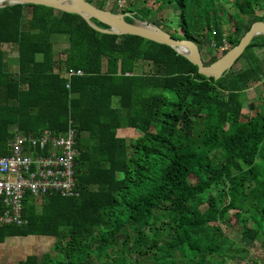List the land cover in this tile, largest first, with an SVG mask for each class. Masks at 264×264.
<instances>
[{"label":"trees","instance_id":"trees-1","mask_svg":"<svg viewBox=\"0 0 264 264\" xmlns=\"http://www.w3.org/2000/svg\"><path fill=\"white\" fill-rule=\"evenodd\" d=\"M220 1L127 0L109 11L129 14L128 23L151 22L152 6L161 12L172 5L178 31L170 35L191 40L201 53L239 42L224 33L228 17L264 21V0H233L231 15L217 12ZM52 35L68 38L63 58L55 59ZM5 45L16 48L15 75L4 69ZM254 48L264 49V36L243 54ZM209 55L205 65L219 58ZM139 61L151 73H134ZM255 77L264 90L253 59L214 80L166 45L99 33L76 14L39 5L1 8L0 155L12 131L58 134L72 126L79 194L32 200L27 224L0 227V244L55 239L53 254L18 264H213L216 257L224 264L234 243L220 223L234 212L243 240L264 246V102L248 115L242 97ZM122 128L141 134L127 141L118 136Z\"/></svg>","mask_w":264,"mask_h":264},{"label":"rangeland","instance_id":"rangeland-1","mask_svg":"<svg viewBox=\"0 0 264 264\" xmlns=\"http://www.w3.org/2000/svg\"><path fill=\"white\" fill-rule=\"evenodd\" d=\"M98 2L103 6L104 9L109 10L111 8H124L127 5V0H93ZM233 0H221L219 3H216V10L218 13L226 12L227 15L234 13L232 9L231 2ZM116 5V6H115ZM150 17L152 18L151 22H147L158 28H163V31L168 34L176 33L178 31L177 24V12L174 6L167 5L163 8L161 12H156L152 6ZM257 13H260L257 11ZM230 22V23H229ZM225 23V22H224ZM228 23L224 24L223 29L225 34H230L231 36L241 37L246 28L252 23V19L243 16L240 21H233L228 17ZM232 26V24H234ZM163 24H166L164 26ZM163 25L164 27L160 26ZM237 26L238 28H235ZM67 36L64 35H52V42H54V55L55 59L63 58V50L67 46ZM6 51V63L4 69L10 74L15 75L17 71L16 65V48L14 46H4ZM208 49V52H207ZM203 48L201 50V55L203 60H208L210 53L220 57L221 50H211L210 47ZM211 51V52H210ZM210 52V53H209ZM255 61L256 66H259V70L264 79V49H252L250 52L246 51L241 58L234 64L232 71H237L242 66H247V64L252 61ZM136 74H149L151 73V65L139 61L137 62L136 69L134 70ZM246 102V108L244 113L248 115H253L258 106L264 102V90L262 85V80L258 77L250 80L244 87L243 96ZM116 106V103L114 104ZM13 132V131H12ZM119 134L124 137L127 141H130L141 133L138 131H133L128 128H122L119 131ZM11 140V139H10ZM32 200L29 202L31 203ZM35 202V201H33ZM32 202V203H33ZM37 206L40 205L38 202ZM39 209V208H37ZM220 228L224 235L234 243V246L230 248V251L227 252L224 256V264H264V246L260 241H250L243 240L241 233V226L235 222V213L230 214V221H223L220 223ZM55 245L54 238H45L38 236H29L26 238H8L4 243L0 244V264H18L21 261H24L27 256H39L46 253L53 254V247ZM221 258L216 257L213 264H219ZM95 263V262H94Z\"/></svg>","mask_w":264,"mask_h":264},{"label":"built area","instance_id":"built-area-1","mask_svg":"<svg viewBox=\"0 0 264 264\" xmlns=\"http://www.w3.org/2000/svg\"><path fill=\"white\" fill-rule=\"evenodd\" d=\"M228 47L225 43L221 52ZM77 156V132L72 126L58 134L13 131L7 153L0 155V227L25 226L24 210L31 200L54 195L77 197Z\"/></svg>","mask_w":264,"mask_h":264},{"label":"water","instance_id":"water-1","mask_svg":"<svg viewBox=\"0 0 264 264\" xmlns=\"http://www.w3.org/2000/svg\"><path fill=\"white\" fill-rule=\"evenodd\" d=\"M16 4L39 5L59 12L76 14L89 27L102 34L138 36L157 44L166 45L196 66L199 75L205 78H213L214 80H218L224 73L232 69L238 58L255 37L264 36V21L253 22L235 46L228 49L214 62L205 65L198 46L191 40L175 39L167 32L147 22L136 20L133 23H128L125 21V17L130 16L129 14L113 13L106 9H100L87 0H0V9ZM93 19L108 28L102 29L98 27L92 22Z\"/></svg>","mask_w":264,"mask_h":264},{"label":"crops","instance_id":"crops-1","mask_svg":"<svg viewBox=\"0 0 264 264\" xmlns=\"http://www.w3.org/2000/svg\"><path fill=\"white\" fill-rule=\"evenodd\" d=\"M16 54H17V53H16ZM62 73H63V72H62ZM130 130H133V129H130ZM119 131H120V130H118V136L122 137V136L119 134ZM133 131H135V130H133Z\"/></svg>","mask_w":264,"mask_h":264}]
</instances>
